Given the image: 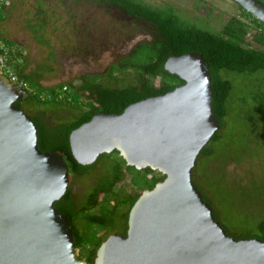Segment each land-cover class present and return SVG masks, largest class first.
Here are the masks:
<instances>
[{
	"label": "water",
	"instance_id": "obj_1",
	"mask_svg": "<svg viewBox=\"0 0 264 264\" xmlns=\"http://www.w3.org/2000/svg\"><path fill=\"white\" fill-rule=\"evenodd\" d=\"M233 1L264 23L263 2ZM165 69L184 84L121 114H97L71 133L80 165L117 151L128 166L165 176L140 195L127 235L104 241L95 264H264V241L229 235L194 182L200 155L221 129L205 58L174 55ZM20 99L0 74V264H87L55 207L69 190L67 162L40 150L38 127L16 105Z\"/></svg>",
	"mask_w": 264,
	"mask_h": 264
},
{
	"label": "trees",
	"instance_id": "obj_2",
	"mask_svg": "<svg viewBox=\"0 0 264 264\" xmlns=\"http://www.w3.org/2000/svg\"><path fill=\"white\" fill-rule=\"evenodd\" d=\"M91 1L100 6L114 21L142 27L152 39L136 46L130 56L113 65L107 75L88 76L84 85L78 88L72 84L45 88L36 75L25 73L27 64L25 58L14 67L19 79L27 83L32 90L20 91L21 99L16 103L19 108L25 110V104L31 96L44 104H56L61 110L69 107L73 112L72 121L57 123L48 119L53 112L47 110L31 112L29 116L38 127L40 150L62 154L69 167V190L61 201L56 202L55 207L72 225L80 257L87 264H95L98 249L111 235H127L130 211L141 194H124L117 191V186L129 180L136 188L151 190L164 181L165 176L150 168L139 171L128 166L117 151L102 155L91 166L80 165L71 150V133L91 121L97 114H121L134 103L167 94L184 84L177 75L166 71L165 64L170 57L198 53L205 58L206 65L211 71L214 114L221 123V129L200 155L194 169V182L205 201L213 206L218 221L221 222L222 213L218 205L216 206V198L213 200L208 194L207 186L198 182L195 172L202 162L210 163L218 157L216 145L223 142L224 132L229 128L228 104L234 91V83L224 76L225 72L249 78L260 76L259 89L252 97L254 117L245 116L243 122L248 127L253 122L254 126L259 128L258 131L264 132V49L253 47L248 40L251 31L255 30L252 40L264 46V23L240 7L241 16L232 17L220 32H211L184 24L172 8H157L139 0ZM259 1L264 3V0ZM6 9L7 7H4L0 10V23L6 18ZM244 19H249L250 22ZM4 39L17 44L10 39ZM130 71L136 74L133 82L115 87L104 83L105 79L110 83L121 81L116 75L122 74L125 79L130 75ZM158 79L161 82L160 87L155 85ZM66 87L68 90L65 93ZM87 89L92 91L93 98L85 102L83 91ZM64 93L65 98L60 100L59 96ZM232 152L225 153L230 156H226L225 160H241ZM99 167H102V173L89 193L82 199L76 198L73 190L76 182L82 177L92 175ZM223 183L226 186L225 181ZM250 204L245 203L244 209H251L253 205L258 207L257 212H264V204L260 206ZM224 228L229 235L238 240L257 238L264 241V216L258 219L255 226L245 228L242 232H236L227 226Z\"/></svg>",
	"mask_w": 264,
	"mask_h": 264
},
{
	"label": "rangeland",
	"instance_id": "obj_3",
	"mask_svg": "<svg viewBox=\"0 0 264 264\" xmlns=\"http://www.w3.org/2000/svg\"><path fill=\"white\" fill-rule=\"evenodd\" d=\"M6 1L7 14L0 23V34L22 48L27 60L25 73L36 75L45 88L60 84L82 87L86 77L108 74L111 67L127 57L138 43L152 39L142 27L114 21L91 0ZM139 1L157 8H172L184 24L211 32H220L232 17L242 14L241 6L233 0ZM254 34L255 30L251 31L249 42L253 47L264 49L252 40ZM116 76L121 81L110 83L105 79L104 83L122 86L133 82L136 74L130 71L125 79L122 74ZM224 76L234 83L228 104L229 128L224 132L223 142L216 145L218 157L210 163L199 164L195 174L198 182L210 190L208 194L212 199L216 198V206L222 213L221 223L242 232L255 226L264 216V212H257V206L244 209L245 203L264 204V132L258 131L253 122L250 129L243 122L245 116L254 117L252 97L259 89L260 76L249 78L229 72ZM155 85L160 87L159 79ZM83 96L85 102L91 100L92 91H83ZM59 109L56 104H44L30 96L24 111L31 115V112L47 110L54 113L48 118L54 123L72 121L73 112L69 107ZM230 151L241 160H225L228 156L225 153ZM101 173L102 167H99L92 175L79 179L73 188L76 198H84ZM116 189L133 195L145 191L136 188L129 180Z\"/></svg>",
	"mask_w": 264,
	"mask_h": 264
},
{
	"label": "built area",
	"instance_id": "obj_4",
	"mask_svg": "<svg viewBox=\"0 0 264 264\" xmlns=\"http://www.w3.org/2000/svg\"><path fill=\"white\" fill-rule=\"evenodd\" d=\"M7 7L6 0H0V10ZM24 52L16 44L7 42L0 34V74L6 76L11 83L20 90H30L27 83L22 82L14 69L15 64L24 58ZM68 88H64L66 93ZM32 92V90H30ZM65 93L59 96L60 100L65 98Z\"/></svg>",
	"mask_w": 264,
	"mask_h": 264
},
{
	"label": "flooded vegetation",
	"instance_id": "obj_5",
	"mask_svg": "<svg viewBox=\"0 0 264 264\" xmlns=\"http://www.w3.org/2000/svg\"><path fill=\"white\" fill-rule=\"evenodd\" d=\"M145 42V41H144ZM142 43V42H141ZM141 43H138L136 46H138L139 44H141ZM135 46V47H136ZM132 52V51H131ZM131 52L129 53V55L127 56V57H125V58H123V59H126V58H128L129 56H130V54H131ZM123 59H121V60H123ZM107 75V74H106ZM105 76V75H104Z\"/></svg>",
	"mask_w": 264,
	"mask_h": 264
}]
</instances>
